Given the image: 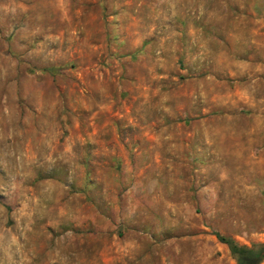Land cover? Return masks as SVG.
<instances>
[{
  "label": "rangeland",
  "instance_id": "rangeland-1",
  "mask_svg": "<svg viewBox=\"0 0 264 264\" xmlns=\"http://www.w3.org/2000/svg\"><path fill=\"white\" fill-rule=\"evenodd\" d=\"M216 234L264 244V0H0V264H235Z\"/></svg>",
  "mask_w": 264,
  "mask_h": 264
},
{
  "label": "trees",
  "instance_id": "trees-1",
  "mask_svg": "<svg viewBox=\"0 0 264 264\" xmlns=\"http://www.w3.org/2000/svg\"><path fill=\"white\" fill-rule=\"evenodd\" d=\"M219 242L225 244L236 259L235 264H260L264 260V244L250 247L239 246L231 238L216 234Z\"/></svg>",
  "mask_w": 264,
  "mask_h": 264
}]
</instances>
